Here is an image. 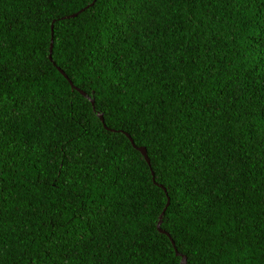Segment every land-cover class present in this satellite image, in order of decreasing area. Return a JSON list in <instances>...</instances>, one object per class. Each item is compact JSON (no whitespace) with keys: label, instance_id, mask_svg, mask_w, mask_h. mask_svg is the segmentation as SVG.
Returning a JSON list of instances; mask_svg holds the SVG:
<instances>
[{"label":"trees","instance_id":"1","mask_svg":"<svg viewBox=\"0 0 264 264\" xmlns=\"http://www.w3.org/2000/svg\"><path fill=\"white\" fill-rule=\"evenodd\" d=\"M91 1L0 0V264H264V0Z\"/></svg>","mask_w":264,"mask_h":264},{"label":"water","instance_id":"2","mask_svg":"<svg viewBox=\"0 0 264 264\" xmlns=\"http://www.w3.org/2000/svg\"><path fill=\"white\" fill-rule=\"evenodd\" d=\"M93 1H94V0H92L90 4H92ZM81 10H83V8H82V9H79L78 11H76V12H74V13H71V14H69V15H66V16H64V17H65V18L73 17V16H75L78 12H80ZM51 35H52V22L50 23V38H49V46H48V54H47L48 59H51V57H50V54H51V45H52V44H51V43H52V37H51ZM57 70H58V71H59V72H60V73L66 78V75L63 73L62 70H60L58 67H57ZM68 83H69L71 89H74V88H75V87L71 84L70 81H68ZM75 89H76L81 95H83L86 99H89L90 104H91V107H92V110H93V105H92V104H93V101H92V99H90L88 96H86V94H85L83 91L79 90L78 88H75ZM97 117H98V119L102 122V115H101V114H98ZM124 135L128 138V140H129L130 144L132 145V147H134V148L140 153V155L142 156V158L144 159V161H145L146 163H148V157H147V155H146L145 148H144L143 146H135V145L133 144L131 138L128 136V134L124 133ZM151 174H152V173H151ZM159 186H160V185H159ZM167 204H168V198L166 197L165 205H164V207H163V209H162L160 215L158 216V220H157V222H156V229H157L158 232L163 233V234H165V235L168 237V234H167L166 232H164L163 230H161L160 227H159V224H160V217H161V215H162V213H163V211H164V209H165V207H166ZM168 239L170 240V243H171V245H172V247H173V249H174V254L180 257V259H179V263H180V264H185V256H184V255H180V254L175 250V248H174V246H173V242H172V240H171L169 237H168Z\"/></svg>","mask_w":264,"mask_h":264},{"label":"snow or ice","instance_id":"3","mask_svg":"<svg viewBox=\"0 0 264 264\" xmlns=\"http://www.w3.org/2000/svg\"><path fill=\"white\" fill-rule=\"evenodd\" d=\"M67 163H68L69 165L72 163V158H71V157H69Z\"/></svg>","mask_w":264,"mask_h":264}]
</instances>
